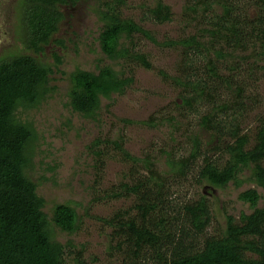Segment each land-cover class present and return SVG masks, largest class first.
<instances>
[{
  "label": "trees",
  "instance_id": "trees-1",
  "mask_svg": "<svg viewBox=\"0 0 264 264\" xmlns=\"http://www.w3.org/2000/svg\"><path fill=\"white\" fill-rule=\"evenodd\" d=\"M78 0H22L21 23L26 47L40 54L49 45L66 19L64 7L75 5ZM126 0H100L94 9L101 22L98 40L102 52L113 64L98 67L97 71L77 68L70 73L72 83L68 104L75 112L91 120H98L103 98L124 94L134 77L127 75V66L137 63L146 69L154 66L148 54L136 49V34H142L163 47L180 52L178 73L169 74L159 70L165 80H172L180 87L177 103L182 112H201L198 121L200 130L189 135L191 148L187 155L167 152L168 169L160 171L156 159L132 155L125 149L123 139L110 140L125 162H132L127 182L110 196H134V205L126 212H119L111 219H104L115 227L116 249L123 250L122 264H264V242L242 244L237 235L247 233L254 237L262 234L264 207L256 208L244 216L243 227L232 226L234 217L228 215L226 238L208 242L199 253L170 257L178 249V226L170 217L169 179L187 176L196 161L203 155L206 165L202 168V182L215 188H224L232 181L241 183L240 172L248 168V181L264 186V141L250 151L243 149L242 124L248 101L246 93L249 81L240 72L245 69L252 75L264 71V0H188L187 14L191 20H202L205 28L180 37L158 41L148 29L132 18L122 16V5ZM244 3V5H241ZM256 9L255 16L249 10ZM148 16L158 23L174 19L172 7L164 0H155L148 8ZM56 41L63 43L62 39ZM57 62L60 57L55 55ZM203 67L198 63H202ZM53 64L43 63L32 54H20L0 61V264H87L82 258L83 249L69 261L70 241H58L52 225L62 232L79 230V213L69 203H57L50 218L45 211L46 200L38 192V184L27 170L32 167L33 146L37 139L34 127L18 118L20 107L36 106L51 90ZM248 76V77H249ZM249 80V79H248ZM200 106V107H199ZM174 124L176 117H170ZM151 125L154 120L144 121ZM201 130L226 143L213 147L230 152L226 167L219 169L209 163L204 151ZM102 139H95L90 148L103 162L105 151ZM139 165V167H138ZM140 167L145 175H137ZM170 176V177H169ZM98 182V181H96ZM256 188L241 193V198L256 206L260 199ZM197 227L212 212L199 204ZM136 211V212H135ZM135 212V213H134ZM197 216V213L195 214ZM237 234V235H236ZM123 237V238H122ZM250 250L259 255L247 259L243 251ZM74 254V252H73Z\"/></svg>",
  "mask_w": 264,
  "mask_h": 264
},
{
  "label": "rangeland",
  "instance_id": "rangeland-1",
  "mask_svg": "<svg viewBox=\"0 0 264 264\" xmlns=\"http://www.w3.org/2000/svg\"><path fill=\"white\" fill-rule=\"evenodd\" d=\"M98 1L100 0H78L75 5L64 7L66 19L53 41L40 54L26 47L25 35L21 32V11L17 8L19 3H16V12L11 9L10 13L13 41L11 45H0V61L20 54H32L43 63L53 64L54 73L51 75L48 96L36 106L20 107L17 115L22 121L31 124L37 134L32 167L27 172L37 182L38 192L46 200L45 211L51 218L57 203H69L77 209L80 216V228L75 233L62 232L52 225L55 238L62 243L71 241L74 244L70 249L72 253L68 254L72 263L74 255L83 249L81 256L87 264H122L125 253L116 249L118 240L113 237L115 227L104 219L126 212L135 203L134 196H110L113 191L120 189L122 182L130 180L132 162L123 161L121 152L117 151L114 144L106 143V140L123 139L125 149L132 155L144 157L149 154L156 159L157 168L165 171L168 169L167 152L171 151L176 155L189 153V135L200 130L198 121L201 112L208 108L205 105L199 113L180 114L181 108L176 103H181L180 87L159 74L162 69L172 75L178 73L180 52L154 43L142 34H136V49L148 54L154 68L146 69L137 63L129 64L127 75L134 77L133 83L124 94H114L110 99H102L98 120H91L75 112L68 104L72 71L77 68L97 71L99 66L105 64H113L116 69H121L120 65L113 63L101 50L98 40L101 22L94 11ZM154 2L155 0H126L122 5V16L132 18L150 30L158 41L178 39L205 28L202 20L189 18L188 0H164L172 7L174 19L165 23L151 20L148 8ZM256 13L254 8L249 10L252 17ZM56 39H62L63 43ZM55 55L60 57L59 63ZM203 64L204 62L198 63L201 67ZM240 75L249 79L246 93L252 97L244 113L241 136L243 149L250 151L264 141V71L256 73L255 80H250L252 75L249 76L245 69ZM171 116L176 117L174 124L171 123ZM150 119L155 123H144ZM201 136L209 163L219 169L226 167L230 152L226 147L218 151H214L213 147L219 144L224 146L231 140L228 138L222 142L204 130H201ZM97 138L103 141L101 148L105 154L102 163L90 148ZM204 157L205 155L196 161L187 176L176 179L169 176L170 217H176L179 228V247L170 253L172 258L199 253L208 242L225 239L228 215L234 217L232 226L243 227L245 215L264 207V186L248 181L251 175L248 168L241 170L240 184L232 181L224 188H215L202 182L201 171L206 165ZM261 165L264 168V159ZM133 171L137 175L147 173L141 167L140 172L135 169ZM250 188H256L261 195L254 207L241 198V193ZM202 201L212 212V218L206 219L197 227L200 214L198 209ZM237 236L244 245L249 242L263 243L264 227L262 234L255 237L247 233ZM243 253L247 259L259 257L250 250H244Z\"/></svg>",
  "mask_w": 264,
  "mask_h": 264
},
{
  "label": "flooded vegetation",
  "instance_id": "flooded-vegetation-1",
  "mask_svg": "<svg viewBox=\"0 0 264 264\" xmlns=\"http://www.w3.org/2000/svg\"><path fill=\"white\" fill-rule=\"evenodd\" d=\"M19 3L17 6L18 10L21 11V3L22 0H0V45L2 43L12 44V37H14V33L10 30V26H13L12 18L10 13L16 12L15 5ZM14 4V5H13ZM7 19V20H6ZM9 19V20H8ZM22 28V23H21ZM23 33V30H21Z\"/></svg>",
  "mask_w": 264,
  "mask_h": 264
}]
</instances>
